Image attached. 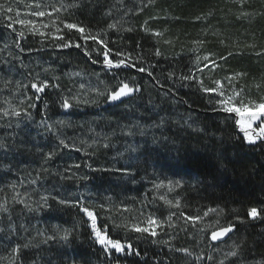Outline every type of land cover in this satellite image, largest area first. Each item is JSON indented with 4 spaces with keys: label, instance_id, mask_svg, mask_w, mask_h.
Here are the masks:
<instances>
[{
    "label": "trees",
    "instance_id": "trees-1",
    "mask_svg": "<svg viewBox=\"0 0 264 264\" xmlns=\"http://www.w3.org/2000/svg\"><path fill=\"white\" fill-rule=\"evenodd\" d=\"M40 1L49 6L44 17L56 21L54 39L0 14V44L10 42L15 57L5 61L0 45V76L24 81V98L15 99L29 118L0 115V264H218L207 252L180 251L186 248L102 222L104 206L138 213L154 183L174 187L187 217L218 212L222 226L234 225L222 239L207 241L224 247L223 264H264V137L246 141L239 117L224 112L195 76L210 51L241 74L238 90L264 94V0ZM222 22L224 46L215 38L193 47L202 25ZM157 31L172 36L169 45ZM105 52L113 64H105ZM40 63L49 86L37 93L31 84L44 80L30 71ZM121 82L133 91L108 99ZM9 89L15 96L16 87ZM262 123L264 116L253 122V135ZM80 204L94 212L101 231L132 248L106 253ZM251 208L258 219L249 217ZM232 251L237 255H227Z\"/></svg>",
    "mask_w": 264,
    "mask_h": 264
},
{
    "label": "rangeland",
    "instance_id": "rangeland-1",
    "mask_svg": "<svg viewBox=\"0 0 264 264\" xmlns=\"http://www.w3.org/2000/svg\"><path fill=\"white\" fill-rule=\"evenodd\" d=\"M25 2L26 3L23 4L21 1L15 2L14 0H0V5H4L3 8H0L1 17L12 21L14 20V22L19 20L32 21V24L22 25L18 22L17 24H19L24 30L40 34V37L43 40L54 39L53 37L58 32L57 28L54 26L56 21H51L50 18L47 19L44 16L34 15L36 12H45V10H48L49 6L40 3V0H25ZM8 7H11V12L7 11ZM46 14H49L47 15L48 17L51 16L50 13ZM223 23L224 22H222L218 27L209 25L207 28H204V25H202L201 29L198 30V40L193 43V47L198 46L199 49L202 46L203 48L202 44L206 40L212 41L215 40V38L220 40L218 43L220 47L224 46L222 42L224 40L221 39V32L224 31V27H221ZM157 33H159L160 36H163L162 38L165 45L170 44L172 36H168L161 31H157ZM0 45L4 60L7 62L9 60L15 62L14 55H12V53L10 54L11 43L4 41L3 47L2 44ZM199 56L200 55L195 54L196 58H199ZM204 57H208V59L205 60ZM220 58L221 55H218L217 53H211L210 51L204 52L200 57V61L197 66L198 71L195 74L197 80L202 82L205 85V88H213L217 90L213 93L218 96L217 102L219 107L222 108L219 101L226 100L229 97L233 98L232 103L237 106L241 103L251 105L264 103V94H260L259 90L256 94H254L252 92L244 93L237 89V85L240 83V78H242L241 74H238V76L233 74V71L228 69L229 67L227 64ZM22 65L24 64L22 63ZM40 65L41 66L37 65L38 67L35 66L33 69L36 70L35 72H31L29 70L31 73L30 77L45 81L48 72L43 63H40ZM216 81H219L220 84L218 85L215 83ZM22 83H24L22 80L7 82L6 78L2 77V75L0 76V88H3L2 94L4 96V100H0V115L6 116L13 122H22L24 119L25 121L26 119L29 120L28 117H25L27 114L26 111L22 110V102L18 103L15 99V97L24 98L25 88L21 86ZM82 85L84 86V84ZM12 86L16 87L17 90L14 94L15 96L13 97L12 91L9 89V87ZM220 92H223L224 95H219ZM237 92L240 93L239 96L235 95ZM10 97L11 99H15V101L10 102ZM257 111H264V109H259ZM39 128H44V125H39ZM169 201L171 203H168ZM4 204L5 203L1 200L0 212H3L2 210ZM158 206L162 208L161 212L157 211ZM100 210H102L100 212L104 216L102 218V222L106 224V220H104V218H106L107 221L110 222L109 226L113 227L115 230L122 231L125 234L138 235L151 242L169 246L174 249L194 248V250L199 253H203L204 251L214 257L213 260H216L215 258H217V260L219 259L218 264H221L226 257L224 247H213L209 242L207 244L208 238L211 236V232L219 229L220 227H224L221 225V213L207 212V215H205V212L199 216V220H188V217L183 212L181 203L178 201L174 187L169 186L168 184L154 183V185H150L146 191L144 203L140 206L138 213H131V209H123L112 206H104L101 207ZM149 217L154 218L158 222V226H154V230L156 232L155 236H151L147 233H138L132 230L133 225H140L141 227L147 226V220ZM251 219L256 220L258 219V216ZM115 225H120V227H115ZM6 264H10V262H7Z\"/></svg>",
    "mask_w": 264,
    "mask_h": 264
},
{
    "label": "snow or ice",
    "instance_id": "snow-or-ice-1",
    "mask_svg": "<svg viewBox=\"0 0 264 264\" xmlns=\"http://www.w3.org/2000/svg\"><path fill=\"white\" fill-rule=\"evenodd\" d=\"M4 5H0V8H3ZM7 11L11 12L12 9L11 7L7 8ZM34 15L36 16H44L45 13L44 12H36L34 13ZM20 24H32V21H24V20H19L17 21ZM66 28L68 29H76L78 32H80L81 34H83L85 32V29L83 27H79L76 24H72V23H68L65 25ZM109 27H113L112 25H109ZM20 35H23V33H20ZM156 35H159V33H157ZM84 39H88L91 38L93 40L96 39V37H82ZM100 43H104L103 41H99ZM63 47H69L70 43H65L64 45H62ZM77 47H80V45H76ZM120 53H117V55H119ZM160 53L157 52L156 55H159ZM105 55V64L107 65H111L113 64V61L108 59V54L107 52L104 53ZM205 60L208 59V57H204ZM214 63V62H213ZM121 64H124V61H119L116 63V67H119ZM140 71H144V69H140ZM184 79H190V77H184ZM215 83H217L218 85L220 84L219 81H216ZM49 86L47 81H43L38 83H32L31 87L33 89H35V91L37 93L39 92H43L45 90V88H47ZM205 92H215L217 91L216 89H210V88H204L203 89ZM133 91V89L131 87H129V85L127 83L121 82L116 88L115 90H111L109 95H108V99L110 100H119L122 96H126L128 94H130ZM239 92H237L235 95L239 96ZM219 95L223 96V92H220ZM233 98L229 97L226 100H220L219 103L222 106V110L226 113H235V115L237 117H239L236 120V124L238 125L240 131H242L244 133V138L246 141H248L249 143H255L256 139L258 137H264V123L260 124L258 127V135H253L254 132H257V129L253 128V122L260 120V118L262 116H264V111H257L259 109H264V103H258V104H244L241 103L239 106H237L236 104L232 103ZM62 107L64 108H68L70 107L67 99L64 100ZM18 114V113H17ZM247 114V115H246ZM64 142L61 141V144H63ZM65 147H67V145H65ZM61 203H65L64 201H61ZM168 203H171L170 201ZM177 206H178V202H177ZM80 210L85 213L87 215V217L91 220V227L93 230V233L95 235V239L96 242L99 243L102 247L103 250L107 253L110 252L111 250H115L116 253H122L125 251V249H131L132 245L131 244H124L122 243L121 240L119 239H112L109 237V235L107 234V230L105 229L104 231H101L96 224V216L94 214L93 211H91L88 207H85L83 204L79 205ZM209 211H215L214 209H210ZM205 215H207V212L205 213ZM248 215L251 218H255L259 215V212L256 208H251L248 211ZM188 220H199V217H188ZM154 226H158V222L152 218L149 217L147 220V226L141 227L140 225H133L132 226V230L138 232V233H147L150 234L151 236H155L156 232L154 230ZM115 227H120V225H115ZM234 229V225L229 224L226 227H220L217 230H213L211 232V240L212 241H216L221 239L223 236H225L226 234L232 232ZM64 240H67L68 238V233L66 232L64 236L61 237ZM48 239H54V237H48ZM47 242V241H45ZM24 247H27V245H25ZM238 247V246H237ZM14 252H16L17 254L20 251V246H17L14 250ZM180 251H184L187 252V249H181ZM136 255H139V252H136ZM227 255L229 256H236L237 252L236 251H232L230 253H228ZM209 259H211V257H209ZM221 264H223V261L221 262Z\"/></svg>",
    "mask_w": 264,
    "mask_h": 264
}]
</instances>
